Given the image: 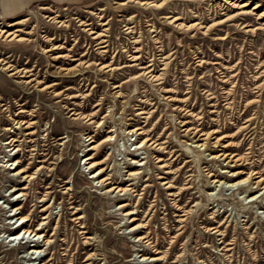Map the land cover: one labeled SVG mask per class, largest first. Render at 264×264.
<instances>
[{
  "label": "rangeland",
  "instance_id": "374dc122",
  "mask_svg": "<svg viewBox=\"0 0 264 264\" xmlns=\"http://www.w3.org/2000/svg\"><path fill=\"white\" fill-rule=\"evenodd\" d=\"M229 1L0 0V264H264V0Z\"/></svg>",
  "mask_w": 264,
  "mask_h": 264
},
{
  "label": "bare ground",
  "instance_id": "6f19581e",
  "mask_svg": "<svg viewBox=\"0 0 264 264\" xmlns=\"http://www.w3.org/2000/svg\"><path fill=\"white\" fill-rule=\"evenodd\" d=\"M224 2H227V3H230V1L229 0H224ZM149 3H151L152 5H157V3H155V2H149ZM248 3L247 2H244V3H241L240 5H239V7H244V6H246ZM258 6V3H255L254 5H253V7L252 8H256ZM42 8H44V7H42ZM176 19V18H175ZM8 24H13V23H8ZM17 30V29H16ZM16 30H13V31H9V30H7V29H5V28H3V27H0V35H4V36H6V37H9L10 39L11 38H17V40H23V38H21V37H18L19 35L18 34H16ZM4 62V61H3ZM11 65H7L6 67H5V69L6 70H13V68H10L9 69V67H10ZM99 124V123H98ZM214 132V131H213ZM208 135V134H207ZM215 142H217V141H215ZM221 155H223V152H221ZM228 155L227 154H225V157H227ZM232 157H234V154H231L230 155V158H232ZM89 158H91L90 156H87V159H89ZM91 166H92V164H91ZM94 174V173H93ZM96 174H98V173H96L95 172V174L93 175V176H96ZM254 178H258L255 182H254V184H255V187H257V186H259V185H261L263 182H264V177L263 176H261V175H259V174H257V172H250L248 175H247V177L245 178L249 183H251V181H252V179H254ZM264 186V185H263ZM245 191L246 192H248V194H250V193H253V192H255L256 190H252V187L251 186H248V187H246L245 188ZM20 220H22V219H20ZM218 229V228H217ZM22 232H23V234H28V235H30L32 232L31 231H27V230H21ZM19 233L17 232V233H15V234H13V236H14V238H16L17 237V235H18ZM35 235V233H32V236H34Z\"/></svg>",
  "mask_w": 264,
  "mask_h": 264
},
{
  "label": "crops",
  "instance_id": "0c3cea01",
  "mask_svg": "<svg viewBox=\"0 0 264 264\" xmlns=\"http://www.w3.org/2000/svg\"><path fill=\"white\" fill-rule=\"evenodd\" d=\"M2 2L5 1L7 2V4H9L8 6H12V9H16V11H18L19 9H21V6L23 5H28L29 3L33 2V1H39V0H1ZM47 1H53V2H67L70 0H47Z\"/></svg>",
  "mask_w": 264,
  "mask_h": 264
}]
</instances>
